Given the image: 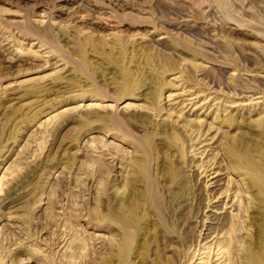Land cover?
<instances>
[{
	"label": "rangeland",
	"instance_id": "rangeland-1",
	"mask_svg": "<svg viewBox=\"0 0 264 264\" xmlns=\"http://www.w3.org/2000/svg\"><path fill=\"white\" fill-rule=\"evenodd\" d=\"M0 32L21 55L12 65L0 63V76L14 77L6 83H13L11 91L0 92V193L23 174L24 157L53 162L0 212V264H119L112 242L128 243L127 264H214L208 249L188 259L193 250L180 245L177 227L174 234L166 229V218L151 208L154 195L145 194L148 184L172 187L179 179L171 172L185 157L178 158L160 128L146 134L153 182L136 185L132 213L120 212L111 198L124 178L108 184L103 173L93 174L98 150L120 159L114 175L144 162L148 153L117 131L124 130V111H159L182 88L215 97L218 108L202 110L199 119L219 133L212 159L223 174V195L241 215L223 217L224 239L205 247L220 248L224 264H245L249 254L264 260V183L250 181L256 173L264 182V0H0ZM44 57L63 71L44 68ZM124 85L130 90L121 91ZM235 94H257L263 107L235 113L226 106L248 104ZM60 121L65 125L53 131ZM130 133L137 142L145 134ZM178 148L182 153V142ZM85 174L94 180L90 187ZM67 182L82 193L65 192L57 226L66 243L52 245L51 230L27 238L35 226L57 222L52 209ZM95 242L105 250L92 248Z\"/></svg>",
	"mask_w": 264,
	"mask_h": 264
},
{
	"label": "bare ground",
	"instance_id": "bare-ground-1",
	"mask_svg": "<svg viewBox=\"0 0 264 264\" xmlns=\"http://www.w3.org/2000/svg\"><path fill=\"white\" fill-rule=\"evenodd\" d=\"M0 40L1 52L3 53L2 56H0V63L12 65L14 62H17L21 58V55L16 52L14 46L11 45L9 40L1 36V32ZM22 57H27V55H22ZM39 57H43V55L41 54V56L39 55L33 58ZM44 58L47 59L44 68L53 69L54 74L61 72L62 69H60V67L62 66H60L58 62H52L49 57ZM22 61L28 63L26 62L28 60L25 58ZM165 65L171 66L169 64ZM1 67L2 65H0V68ZM162 68H165L164 65ZM162 68L160 69L159 67L158 69L162 70ZM11 75L0 76V92L4 90L2 94L11 91L10 88L13 86V83L6 85L10 80L14 79ZM128 87L130 86L124 85L121 91H129L130 88ZM234 98H240L241 100L244 99L248 103L247 105L235 103L226 106L235 113L238 111H246V107L249 106L263 107V102L261 101L262 98L257 96V94H235ZM214 100L215 97L211 95V93H200L195 89L191 90L182 88L179 94L168 95L162 105L164 108L159 111L156 110V108L153 109L151 114L139 110V108L138 110L129 108V110L124 111L126 115L123 116V129L127 131H117H119L122 136L128 137L132 142L138 145L139 148L141 147L144 149L148 153V156L145 157L144 162H141V164L137 163V166H132L131 169L130 166L126 167V169L123 166L119 167V171H117L118 174L114 175V168L120 163V159L110 152L98 150L95 151V153L99 154L97 156V158H99V168L94 170L93 174L96 175L103 173L101 179L107 181L108 184L115 183L119 178H124L122 179V182L115 183L119 185H117V188L113 187L114 193L111 194V198L113 197L112 199L118 205V210L120 212L132 213L136 208V185L140 183L141 179H143V182L146 180L147 184L153 182V179L148 177L151 175L149 174V171L153 170L152 165L148 161L153 155L152 137L146 136V134L148 131L152 133L156 128H160L169 138V147L176 149V155H178V158L185 157L184 160L178 161L180 165L176 173L172 174L173 171L170 170V172L172 171L171 176L174 178L177 176L179 179L172 184V187L167 189L162 185H156L155 187L153 184H148L145 187L146 196L154 195L152 203H150L153 204V207L151 208H154V210L159 213V216L161 215L164 219L166 218V223H168V225L166 224V229L170 233L174 232L172 227H177V230L179 231H177V233H179L180 245L185 249L187 247L188 249L193 250L192 253L190 251L191 255L188 259H191L192 261L195 259L196 261L198 260L196 257L199 256L196 255V253H198L200 249H208L206 258L209 256L213 258L216 257L214 259V264H224V260H222L224 258L223 251H220L221 249L219 248L213 253L210 246L225 236V227L222 226L223 217L230 215L236 218L241 215L233 199L229 198L227 195H223V184L221 183L223 181V174L219 172L217 169L218 165H216V162L212 159L213 151L217 148L219 142V133L214 131L210 124L207 125L204 121L199 119V116L203 115L202 110L205 109L207 111L208 109L215 110L218 108V105L215 104L216 102L214 103ZM198 109H201L200 112ZM116 111L114 109L111 116L114 117L117 115ZM64 125L65 123L60 121L53 131H58L59 128ZM259 125L264 127V121L260 122ZM136 130L141 132V135L142 133H145L143 134L144 136L139 139V143L137 142L136 136L130 133ZM125 132H127V134H125ZM178 142H182L183 147H185L182 153L180 148H178ZM231 150L232 152L234 151L235 154V148H233V146H231ZM240 159L241 157L238 156L239 164L245 162V159H241L242 161ZM52 163L53 162H50L47 155L42 156L39 159H31L29 155L24 157L23 174L19 176L16 181H8L5 187H3V192L0 193V212L3 211V209H8L9 206L13 204H17V202L24 197V190H26V188L34 181L37 172L44 166L46 167ZM247 170L249 171V169ZM121 173L125 174L122 176ZM168 176H170V174H168ZM258 178L256 173H251L250 181L256 185L263 186L264 182ZM173 179L170 180L173 181ZM82 182L84 185L86 184V186L90 187L94 180L85 174L82 177ZM118 187H121L122 191H120ZM65 192H75L77 194L82 193L77 185L72 184V182H67L64 191H61L55 198V204L52 209L51 217L56 219L57 222H53L54 224L52 225L48 224L49 226L45 225V227L35 226L32 230L30 229L27 231V238L33 237L39 239L42 238V236L46 237L51 230L52 245L55 246L64 242L66 243V235L59 231L57 226L61 220V216L65 212V206L67 203ZM74 211L75 214L77 213L76 215L79 214L78 210L74 209ZM18 236L21 237V235ZM161 241L166 242L165 237H163ZM208 244L211 245L205 247ZM91 246L98 251L102 249L105 250L100 242L91 243ZM109 246L112 252L116 251L119 264H127V255L130 248L128 243L123 242L122 244L117 245L112 242ZM255 255H246L247 257L245 258L244 263L264 264V260L257 256V254ZM192 264H195V262Z\"/></svg>",
	"mask_w": 264,
	"mask_h": 264
}]
</instances>
